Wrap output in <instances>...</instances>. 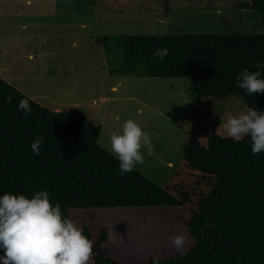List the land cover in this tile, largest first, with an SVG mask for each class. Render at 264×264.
Returning <instances> with one entry per match:
<instances>
[{
  "label": "trees",
  "instance_id": "obj_1",
  "mask_svg": "<svg viewBox=\"0 0 264 264\" xmlns=\"http://www.w3.org/2000/svg\"><path fill=\"white\" fill-rule=\"evenodd\" d=\"M239 6L264 27V0ZM105 10L129 7L110 0ZM116 45L120 63L112 75L189 77L197 98L238 95L247 108L264 110V94L250 96L236 81L250 63H264V31L124 33ZM163 48L168 55L160 60L154 52ZM24 98L27 116L17 109ZM100 129L87 126L82 110H50L0 77V195L46 190L93 241L94 264H151L154 255L161 264H264V152L253 155L250 138L189 137L178 168L159 185L137 169L120 176L119 161L96 142ZM37 136L38 156L30 148ZM157 208L171 220L163 237ZM142 223L151 227L149 238L135 242L132 229ZM175 229L188 236L186 255L168 241Z\"/></svg>",
  "mask_w": 264,
  "mask_h": 264
},
{
  "label": "rangeland",
  "instance_id": "obj_2",
  "mask_svg": "<svg viewBox=\"0 0 264 264\" xmlns=\"http://www.w3.org/2000/svg\"><path fill=\"white\" fill-rule=\"evenodd\" d=\"M108 1L57 13L54 0H2L0 77L50 110H82L87 126L101 125L96 142L109 152L111 134L125 120H136L154 150L150 155L143 150V163L135 169L162 185L178 168L189 137L206 143L210 134L226 135L223 122L247 105L238 95L197 98L189 77H151L142 70L112 75L120 63L117 35L262 32L264 27L253 10L239 6L244 0H119L129 10L115 13L106 12ZM153 210L163 237L171 220L161 208ZM132 230L134 241L148 240L138 225ZM177 232L181 229L172 235Z\"/></svg>",
  "mask_w": 264,
  "mask_h": 264
},
{
  "label": "clouds",
  "instance_id": "obj_3",
  "mask_svg": "<svg viewBox=\"0 0 264 264\" xmlns=\"http://www.w3.org/2000/svg\"><path fill=\"white\" fill-rule=\"evenodd\" d=\"M154 55L163 60L168 49H157ZM249 68H255L250 71ZM236 75L237 87L248 95L264 94V63L255 61ZM17 109L24 115L31 113L28 98L21 99ZM222 128L226 138L239 143L251 140L253 155L264 152V110L249 107L237 115H229ZM43 137L37 136L30 144L38 156ZM154 150L150 134L134 119L123 122L120 131L110 136V152L119 161L120 176L133 171L144 160V151ZM140 229L151 231L148 223ZM171 246L180 255H186L188 236L177 232L169 237ZM0 264H89L93 255V241L83 234V228L64 216L60 203H51L46 190L31 196L4 192L0 195ZM151 264H161L154 255Z\"/></svg>",
  "mask_w": 264,
  "mask_h": 264
},
{
  "label": "crops",
  "instance_id": "obj_4",
  "mask_svg": "<svg viewBox=\"0 0 264 264\" xmlns=\"http://www.w3.org/2000/svg\"><path fill=\"white\" fill-rule=\"evenodd\" d=\"M1 1L2 0H0V2ZM90 2L92 3L90 7H92L94 0H54V3L56 4L55 12L58 13L59 11H63L64 13H72V8L75 7V5L82 6V4ZM29 57H32L31 53L29 54Z\"/></svg>",
  "mask_w": 264,
  "mask_h": 264
}]
</instances>
